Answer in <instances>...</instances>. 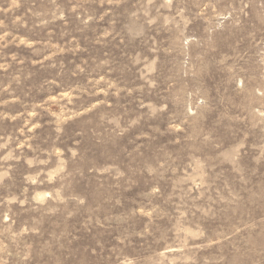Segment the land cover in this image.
I'll return each instance as SVG.
<instances>
[{
  "label": "rangeland",
  "instance_id": "1",
  "mask_svg": "<svg viewBox=\"0 0 264 264\" xmlns=\"http://www.w3.org/2000/svg\"><path fill=\"white\" fill-rule=\"evenodd\" d=\"M0 264H264V0H0Z\"/></svg>",
  "mask_w": 264,
  "mask_h": 264
}]
</instances>
